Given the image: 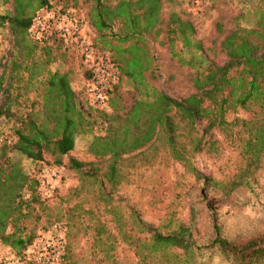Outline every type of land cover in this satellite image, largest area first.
<instances>
[{"label": "trees", "instance_id": "obj_1", "mask_svg": "<svg viewBox=\"0 0 264 264\" xmlns=\"http://www.w3.org/2000/svg\"><path fill=\"white\" fill-rule=\"evenodd\" d=\"M37 1L38 6L47 2ZM93 3L94 13L89 22L102 34L109 26L100 12L104 4L101 0ZM161 6L162 0H132L127 19L131 23L140 22L142 33L161 34L170 48L175 42L180 44L178 61L186 66L184 79L189 83V91L175 97L144 82L142 70L149 65L148 57L142 48L134 47L139 53H131L127 61L128 76L143 91H139L124 113L98 111L104 123L103 132L94 135L87 147L97 162L69 155L75 135L89 131L95 118L91 121L83 114L66 73L48 72L37 95L40 100L34 99L25 106L16 103L18 93L12 90L13 81L18 80L15 77L18 67L11 63L7 71L2 68L0 119L12 121L9 129L13 138L0 143V201L9 206L19 203L25 189L30 191L31 200L36 201L31 192L37 180L22 169L19 158L63 166L80 177H89L98 184L99 194L108 197V188L120 182L122 155L135 150L139 143L151 145L157 141L175 162L190 171L198 185L200 201L209 206L219 195L218 200L229 202L241 192L238 205L257 207L260 226L252 232L226 238L213 225V236L200 246L194 238L197 221L194 209L190 220L180 221L174 228L133 216L132 223L142 236L124 234L123 240L133 245L134 254L156 264H264V203L259 204L261 199L264 202V5L249 28L222 29L216 22L215 31L221 37L207 48L193 39L195 29L188 19L171 13L162 22ZM31 16L14 8L11 15L0 14V22L7 23L13 37L22 36ZM136 35L132 32L120 40L125 42ZM32 42L42 47L61 44L55 40ZM31 50L28 47L26 52ZM134 68H138L135 73ZM88 71L84 72L85 78L91 75ZM238 111L247 116H238ZM223 149L231 152L225 157L233 160V168L223 178H215L191 164V157L197 153L220 154ZM3 213L0 212V226L4 222ZM0 242L20 248L16 256H21L30 239L10 240L0 232Z\"/></svg>", "mask_w": 264, "mask_h": 264}, {"label": "rangeland", "instance_id": "obj_2", "mask_svg": "<svg viewBox=\"0 0 264 264\" xmlns=\"http://www.w3.org/2000/svg\"><path fill=\"white\" fill-rule=\"evenodd\" d=\"M101 1L104 7L100 12L109 25L102 34L89 22L94 13L93 0H47L43 6H38L37 0H0L1 15H11L14 8L29 16L38 10L67 12L85 41L90 43L93 59L113 66L114 75L106 80V99L103 105L97 106L87 93L89 78H85L84 72L88 74L89 71L75 44L60 41V45L52 43L42 47L32 42L27 30L22 36L13 37L7 23L0 22V72L3 67L7 71L11 63L18 67L15 76L18 80L12 83L13 92L18 93L16 103L29 106L34 99L40 100L37 95L48 72L66 73L83 114L91 121L95 118L89 131L75 135L69 155L92 162L98 159L88 152V143L94 135L103 132L104 125L98 111L124 113L139 91H143L137 89L128 76L127 61L131 53H139L134 47L142 48L148 57L149 65L142 70L144 82L175 97L189 91V83L184 79L186 66L178 61L180 44L175 42L170 48L161 34L142 33L140 22H129L127 10L132 0ZM263 5L264 0H162L159 17L164 22L169 14L174 13L188 19L195 29L193 39L207 48L221 37L215 31L216 22L222 29L249 28ZM132 32L138 35L125 42L120 40ZM51 40L58 41L55 38L47 41ZM28 47L32 48L31 52H26ZM137 69H133L134 73ZM237 115L246 117L247 113L238 111ZM11 122L0 119V143L13 138L9 129ZM229 153L224 149L220 154L204 151L193 155L190 161L200 171L223 178L224 173L233 168V160L225 157ZM19 162L22 169L37 180L35 190L31 192L36 201L31 200L27 189L19 203L9 206L0 201V212H5L0 232L10 240L25 242L28 238L31 241L51 224H59L63 228L64 240L62 264H156L135 255L133 245L123 240L124 234L142 236L132 223L133 216L174 228L178 222L190 220L194 209L197 220L194 238L200 246L213 236V225L226 238L252 232L260 226L257 207L238 205L241 192L229 202L218 200L219 195H215L217 201H211L209 206L200 201L198 185L190 171L175 162L157 141L151 145L139 143L135 150L122 155L121 179L115 187H107L110 191L108 197L99 194L98 184L91 178L80 177L66 167L33 163L23 158H19ZM263 203L261 199L259 204ZM19 250L0 242V262L3 258L16 257ZM203 251L210 257L205 249Z\"/></svg>", "mask_w": 264, "mask_h": 264}, {"label": "built area", "instance_id": "obj_3", "mask_svg": "<svg viewBox=\"0 0 264 264\" xmlns=\"http://www.w3.org/2000/svg\"><path fill=\"white\" fill-rule=\"evenodd\" d=\"M27 33L34 41H47L52 38L64 43L75 44L83 63L91 71L87 83L90 100L97 106L103 105L106 97L107 78L114 75L111 64L94 60L90 43L86 42L76 22L67 12L38 10L33 13L27 26ZM63 228L53 223L48 229L40 231L26 244L21 256L3 260L1 264H62Z\"/></svg>", "mask_w": 264, "mask_h": 264}]
</instances>
